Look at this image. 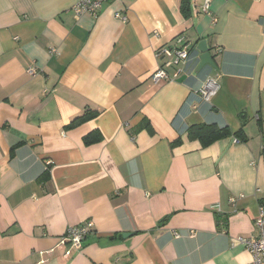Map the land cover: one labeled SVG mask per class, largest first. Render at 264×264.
Listing matches in <instances>:
<instances>
[{
  "label": "crops",
  "instance_id": "0c3cea01",
  "mask_svg": "<svg viewBox=\"0 0 264 264\" xmlns=\"http://www.w3.org/2000/svg\"><path fill=\"white\" fill-rule=\"evenodd\" d=\"M75 1L0 0V264L249 263L231 239L256 233L264 198V0H190L187 16L111 0L78 19ZM202 39L214 66L198 69ZM186 44L154 83L156 51ZM200 123L231 134L203 147L187 137ZM86 220L79 247L60 245Z\"/></svg>",
  "mask_w": 264,
  "mask_h": 264
},
{
  "label": "built area",
  "instance_id": "2783aa9c",
  "mask_svg": "<svg viewBox=\"0 0 264 264\" xmlns=\"http://www.w3.org/2000/svg\"><path fill=\"white\" fill-rule=\"evenodd\" d=\"M108 1L111 0H76L72 5L71 10L76 19L84 14L96 15L100 6ZM209 2L210 0H204L202 5V11L204 13L209 12ZM193 11L196 12L195 10ZM115 17L125 20V16L118 12L115 13ZM213 21H215L214 18ZM188 48L189 46L187 44L182 47L159 48L156 51L157 58L164 57V60L159 62L157 69L151 75V80L154 83H159L163 80L174 79L178 75L180 69H174L171 75L167 69L184 63L189 55ZM49 50L51 53L56 52L55 48H50ZM27 73L33 75L36 73V70L34 67H30L27 69ZM216 91L217 86L212 79L207 80L199 90L201 97L205 101H209L210 98L215 95ZM234 202L235 198H231L230 203ZM253 225L256 230L254 235L233 237L231 242L240 243L249 252L251 259L247 264H264V198L259 199ZM93 226L91 220H86L80 224L69 226L59 239L60 245L69 243L76 248L79 247L86 235L93 229Z\"/></svg>",
  "mask_w": 264,
  "mask_h": 264
},
{
  "label": "trees",
  "instance_id": "16d2710c",
  "mask_svg": "<svg viewBox=\"0 0 264 264\" xmlns=\"http://www.w3.org/2000/svg\"><path fill=\"white\" fill-rule=\"evenodd\" d=\"M181 11L182 13L187 16L190 12V0H181ZM95 116V113H86L79 115L75 118H73L67 125V128H73L75 126H78L82 124L83 122L89 120ZM242 130L238 131V133H235L237 137L241 135ZM230 133V129L228 126H222L219 127L215 124H194L187 128V137L190 140H198L201 144V146L206 147L210 145L211 143L215 142L216 140L228 136ZM240 138V137H239ZM243 140V138H240ZM101 140V135L97 132H90L89 134H86L83 137V143L85 145L92 144L94 142H98ZM179 140H176L174 142H171V146L176 145L179 143ZM15 146L11 147L9 155L12 156L14 153ZM46 174V173H45ZM168 216H165L163 218L166 219Z\"/></svg>",
  "mask_w": 264,
  "mask_h": 264
},
{
  "label": "water",
  "instance_id": "95a60500",
  "mask_svg": "<svg viewBox=\"0 0 264 264\" xmlns=\"http://www.w3.org/2000/svg\"><path fill=\"white\" fill-rule=\"evenodd\" d=\"M195 49L197 52L200 53L199 59L200 63L198 65V69L201 68L205 64H209L211 66H214V61H213V55L210 53V49L207 45V40L202 39L197 42ZM128 234V233H126Z\"/></svg>",
  "mask_w": 264,
  "mask_h": 264
}]
</instances>
